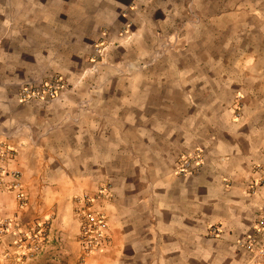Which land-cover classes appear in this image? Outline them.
<instances>
[{
	"label": "crops",
	"instance_id": "0c3cea01",
	"mask_svg": "<svg viewBox=\"0 0 264 264\" xmlns=\"http://www.w3.org/2000/svg\"><path fill=\"white\" fill-rule=\"evenodd\" d=\"M28 1L0 5V139L25 125L8 141L19 152L11 167L23 172L29 194L21 208L15 193L0 191V218L11 221L0 238V264H19L11 228L35 217H50L46 242H53L45 249L77 264L73 197L107 183L111 241L87 264L250 262L238 242L264 204V185L248 192L258 177L253 166L264 164V0H245L239 9L197 0L199 35L228 30L229 72L189 52L196 38L188 30L182 54H167L149 69L126 67L150 59L158 31L170 32L183 0ZM127 19L131 33L119 36ZM100 36L111 41V65L121 68L109 65L100 83L90 74L79 84ZM161 62L167 68L159 69ZM56 73L75 85L48 102L21 101L22 86ZM86 97L89 109L79 110ZM196 147L204 151L202 169L176 174V157ZM211 225L219 235H209Z\"/></svg>",
	"mask_w": 264,
	"mask_h": 264
},
{
	"label": "rangeland",
	"instance_id": "374dc122",
	"mask_svg": "<svg viewBox=\"0 0 264 264\" xmlns=\"http://www.w3.org/2000/svg\"><path fill=\"white\" fill-rule=\"evenodd\" d=\"M180 1L181 0H179V3H181ZM218 1L221 4H225L226 8L228 9H230V7L231 9L236 8V7H238L239 9L242 5L245 4V0H224V2H222L223 0H221V2L220 0ZM28 2H29L28 0L27 1L26 0H0V5L26 4ZM127 2H128V5H130V3L134 1L129 0ZM197 2H198L197 0H183L182 2L183 11L182 13L181 12L178 13V17L172 22L173 25L172 23L170 24V28H169L170 32H167L166 29H162V28L161 30L158 31L157 44H156L154 53L152 54L150 59L146 61L144 60L129 61L126 63L127 64L126 67L127 68L133 67L135 69H144V68L149 69L154 66L156 67L155 64L161 59H164L165 56H167V54H176V53L182 54L187 44L184 47L180 48L179 43L181 39L183 38L186 30H188V31H191L190 33L192 34V36L196 38V42L190 46L189 52L191 54L201 56V59L205 60L202 63L210 65V67H212L213 65L219 64L221 69H223L226 72H229V68L227 66H229V64H232L233 62L229 60V57H230L229 55L231 54L230 52L231 45H229L228 43L229 33L225 32L228 30L222 29L223 30L222 31L216 28V29H211L210 33L207 35L206 34L199 35L201 32V27L198 25L201 24L203 20H202V16H200L196 10V7H198ZM235 3H237L236 7L234 5ZM128 9H130V7H128ZM126 13L127 12L125 11L124 14ZM127 24H129L132 27L133 20H128L125 25ZM125 25H122L120 27V30L118 31L119 36L121 35L120 33L121 29ZM131 27H130L129 35L131 33ZM219 31H221L220 34H218ZM196 35L202 36L204 41L203 40L199 41L201 39L197 38ZM101 42L103 43L102 46H101ZM110 44H111V41L106 36L105 37L100 36L97 38L96 42L94 43V47H93L94 51L91 57L87 59V64L84 68L85 70L83 71V76L80 78L81 82L79 81L77 83L79 84L83 83L84 80L90 74H93L96 76L95 77L97 81L96 83L101 82L103 75H104V70H106V68L109 65H111V62L108 60V54L110 51V48L108 49V47ZM99 47L102 50L100 53L98 51ZM202 57H205V59ZM174 63H176V61H174ZM182 63L184 62H179L180 65H182ZM161 64H162L161 66H157L159 69L167 68L165 66V62H161ZM195 64L197 65L196 62ZM111 66H114L115 68L117 67L121 68L118 65H116V63L114 62L112 63ZM57 76H61L65 83L64 89L60 92L58 96L62 95L66 90L71 89L75 85L74 82L69 80V78L66 77L63 73H56L51 76H44L40 78L41 80H38L37 82L33 80L31 81V83H27V84H40L43 82L50 81L53 78H56ZM207 95H208L207 93L203 94V97L201 99H203ZM242 96L243 95L241 93L237 94V102L235 104L237 107V109L235 110L236 111L235 116H237V113L239 114L237 117L241 116V110L243 108V103L241 102ZM90 103H91L90 99H87L86 97L78 104V109L85 111L89 109ZM24 127H25L24 124L14 127L13 129L9 130L7 133H4V138L9 136L10 134H12V137H13L14 134H16L19 130H21ZM18 155H19V152L17 149V157ZM15 161L17 162V158ZM13 169L19 170L22 173V181L24 183L23 172L20 169L16 168L15 166H13ZM24 187L26 190L25 183H24ZM98 188L94 191H90V190L82 191L74 195L73 205H74L75 214H76L77 198L80 195L85 194V193L95 194ZM26 193H27V200L24 206H21L18 199L16 198L18 202V206L21 208L27 207L29 204V194L27 190H26ZM102 205L103 204L100 201L99 203H97L98 207H101ZM49 218L44 219L40 217H35L34 220H32V223L30 222L31 223L30 225L26 224V226H24L23 224L22 226L21 224L20 225L16 224L15 226H12L11 233L15 237V244L17 247L16 250L12 253L13 257H15L13 258L14 262L19 263V264H65L66 263L62 253L57 252L56 249H53V247L51 246L47 249H45L44 247L45 243L46 245H48L50 243L52 244L53 242V241L46 242L47 233L49 230Z\"/></svg>",
	"mask_w": 264,
	"mask_h": 264
},
{
	"label": "built area",
	"instance_id": "2783aa9c",
	"mask_svg": "<svg viewBox=\"0 0 264 264\" xmlns=\"http://www.w3.org/2000/svg\"><path fill=\"white\" fill-rule=\"evenodd\" d=\"M130 25L121 29V35L129 37ZM103 43L101 42V46ZM99 53L102 51L99 47ZM65 83L61 76L40 84H26L19 90V97L23 102H48L60 94ZM239 114L237 113V116ZM17 158V149L6 138L0 139V191L15 192L21 206L26 204L27 193L22 181V173L13 169L11 164ZM205 162L204 151L196 147L190 151L181 152L175 160L176 174H193L199 172ZM253 170L258 174L250 183L248 192L257 193L264 185V164H256ZM113 198L110 184L101 185L95 194H82L76 201V216L80 221L79 244L81 254L77 264H87L88 256L103 251L111 241L109 218L105 209V202ZM99 201L103 204L97 206ZM11 221L0 218V238L8 230ZM211 236L220 234V227H208ZM239 245L251 254V261L247 264H264V204L259 207L256 219L250 232L245 234Z\"/></svg>",
	"mask_w": 264,
	"mask_h": 264
}]
</instances>
